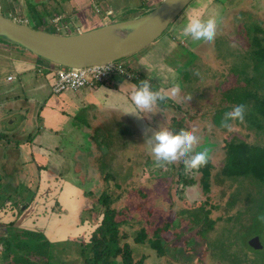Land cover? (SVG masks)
<instances>
[{
    "label": "rangeland",
    "instance_id": "obj_1",
    "mask_svg": "<svg viewBox=\"0 0 264 264\" xmlns=\"http://www.w3.org/2000/svg\"><path fill=\"white\" fill-rule=\"evenodd\" d=\"M57 1L35 0V3L31 4L28 0H0V10L10 18L24 23L26 21V24L28 23L33 28L56 31L57 26L54 22H61L62 18H67V16L80 17L77 9L74 10L71 7L72 5L78 6L79 0L78 2L74 0ZM83 1L93 8V13L91 12L90 15L96 14L94 5L103 6L104 9L108 5L113 6L116 18H119L117 13L140 9L142 2V0ZM200 1L202 0H194L188 8L190 6L196 8ZM204 1L209 2L210 0ZM35 4L39 6L34 7ZM28 5H33L32 9ZM213 8L215 14L203 13L199 18L201 21L210 18L217 20L215 36L221 34L217 42H214V39L209 44L193 45L189 41L186 43L185 40L178 38L175 41L173 36L177 37L178 32L175 29L178 24L177 20L184 19L185 11L176 20L177 24L173 29L162 36L160 43L153 45L148 52L142 53L144 55L140 57L137 64L128 66L132 70L143 71L144 77L149 78V75L154 73V82L148 80L154 90L160 89L163 92L168 84L165 82L167 79H171L172 82L175 79L177 83L181 82L183 90L178 89L180 92L176 90V96L180 97L178 104H174L172 108L186 115L183 116L184 118L182 115H175L177 121H185L182 126L184 127L183 132L184 130L191 132L186 128V121L191 119L190 125L193 126L191 133L197 137L193 152L206 149L207 163L208 159H212L211 191L208 194L205 193L200 183L193 186L188 184L187 178L200 180L201 173L197 170L198 168L185 171L181 167L184 166L183 163L178 162L175 165L156 169L153 167L151 156L147 157L146 153H135V147L132 150L130 147L128 151L120 148L122 152L118 151L116 163L111 160L104 161L103 164L107 167L95 175L92 183L88 181L81 186L92 193L86 194L90 204L86 203L80 210L72 208L70 220L75 219L77 226H69L71 229L68 230L69 233L77 230L78 227L81 229V222L84 220L80 215L88 212L86 210L89 209L86 208L88 206L98 210L99 214L97 212L94 214L98 215L96 217L98 220L101 218V212L104 209L101 198L103 194H106L111 199L110 206L119 213V220H126L122 226V236L124 242L131 248L136 262L143 258L142 264L253 263L254 260H250L252 251L251 253L247 251L250 255L247 256L242 252L239 241H241V233L249 230L245 236L248 244L251 238L257 236L260 237L262 244L264 243V223L253 224V218L260 213L262 207L264 208L262 193L255 187V181L251 178H229L223 175L221 170L226 157L224 150L227 141L247 140L257 145H264V128L257 130L255 127H249L243 118V120H232L227 131L219 130L215 125V114L220 112L223 116L222 109L229 105L225 100V91L235 86L247 85L246 79L254 78V82L259 85L260 94L264 95V69L254 67V61L251 59L253 45L250 40L251 36H258L262 44V39H264V0H216ZM104 15L105 12H99L98 18L103 19ZM257 28L258 30L255 31ZM19 53L29 54L25 50L0 41V88L9 86L6 80L11 69L14 68V71H18L19 68L23 69L22 64L19 65L16 60ZM196 58L199 60L187 65ZM38 60L48 62L41 58ZM23 65L29 67L32 74L21 79L24 86L23 91H20L27 98L37 93L36 77L39 74L38 71H42V67L27 63ZM173 67L175 75L169 76V70ZM193 73L198 75L194 76ZM159 77L163 79L161 82L157 80ZM16 81L18 79L14 80L13 86L16 85ZM164 94L166 97L171 95ZM185 94H188L190 99H185ZM40 95L37 94L35 97ZM6 98L4 94L0 95V102H5ZM182 99L188 100L189 103H181ZM35 109L33 114L36 115L39 113L40 106L36 105ZM18 116L19 114L12 112V108L8 105L3 109L0 107V118H6L5 131L2 132L11 131L8 133L15 134L16 140L23 139L25 136L23 132L17 131L24 120V116L21 118ZM170 125H173V121L169 119L167 127ZM8 136L6 138H10ZM8 141L10 144L6 145L9 148L11 140ZM62 143L69 145V142L63 141ZM75 147V143L69 145L71 152H74ZM65 175L68 179L77 181L73 173L68 171ZM11 176L12 179L7 177L9 184L0 185V193L10 197L25 196L24 187H19L18 183L13 184L14 176ZM28 194L32 193L29 191ZM207 210H210V214L205 221ZM92 215L89 213L91 221L95 219ZM98 220L93 223L94 226H90V231L98 224ZM206 226L210 227L202 234ZM142 229L144 230L141 231ZM156 229H159V232L154 234ZM37 235L39 237L36 242L38 240L39 242L36 247L31 245L32 250L30 243H27L24 249L28 252L19 249L23 252H20L23 257L14 256L12 262L15 264H83V259L79 257L81 245L74 241L72 236L69 240L64 237L57 243L45 241L46 244H43L45 236L42 233ZM89 235L90 232L81 237L88 240ZM21 239H23L22 242L28 240L22 237ZM32 241L34 242L35 239ZM67 255L69 258L61 259ZM243 256L248 258H246L248 262H243ZM3 257L6 261L9 260L10 255L7 250L3 253ZM116 261V264H124L121 258Z\"/></svg>",
    "mask_w": 264,
    "mask_h": 264
},
{
    "label": "crops",
    "instance_id": "obj_2",
    "mask_svg": "<svg viewBox=\"0 0 264 264\" xmlns=\"http://www.w3.org/2000/svg\"><path fill=\"white\" fill-rule=\"evenodd\" d=\"M79 1L78 6L72 5L71 7L74 10L77 9L80 17L62 18L61 22H54L57 26L56 31L50 32L74 34L102 24L130 19L150 12L162 0H142L140 9L117 13L119 18H116L113 6L108 5L104 9L103 6L94 5L96 14L90 15L93 13V8L86 1ZM215 1L202 0L199 2V8L190 6L185 10V14H198L199 16H202L203 13L215 14L213 8ZM99 12H105L103 19L98 18ZM177 21L172 25L170 31L176 24L175 29L177 32L179 31L183 19ZM61 26L64 27L61 28ZM61 29L63 30L60 31ZM220 36L221 34L215 36L214 42H217L216 40ZM161 39L162 37L154 45L160 43ZM173 39L178 40L175 36ZM185 42L187 43V40ZM185 42L184 44H186ZM142 55L144 54L134 59L130 65L137 64ZM199 58L188 62L187 65L198 61ZM38 59L40 58H34L30 54L19 53L16 60L19 65L22 64L23 69L19 68L18 71H14V68L11 69L6 80L9 86H4L5 89L0 88V95L7 96L5 102H0V107L3 109L8 105L12 108V112L19 114L20 118L24 116L23 124L17 131L23 132V136L25 134L23 139L16 140L15 134L8 133L11 131L2 132L5 131L4 121L6 118H0V185L9 184L7 177L11 178L13 175V184L18 183L19 187H24L25 193V196L20 194V197L18 195L10 197L0 193V264H15L12 262L13 257H23L20 253L23 250L28 252L24 247L29 240L35 239L32 242L35 245L38 244L39 240L37 242L36 240L39 233L45 236L43 244H46L45 241L57 243L64 237L69 240L70 236L80 245L82 242H88L94 230H89L90 226L95 223L94 220L89 219V213L94 215L92 218L96 216L94 214L96 209L93 207H86L90 209H86L89 213L80 215L84 220L81 222V229L78 227L72 233L68 231L71 230L69 226H77L75 219L70 220L72 208L80 210L86 203L90 204L86 194L92 193L81 186L88 181L92 183L95 175L107 167L103 164L104 161L111 160L116 163L118 151H128L130 147L131 150L135 147V153H146L150 158L149 146L144 141L145 132L150 127L155 129L159 126L170 132L169 134H173L172 126L167 127L168 120L170 119L172 122L176 118L175 115L186 116L184 112L172 108L174 104H178L180 96H176L175 101L166 99L163 102H158L153 106L152 114L143 113L148 116L146 118L138 119L132 114H124L131 109L129 93L133 85L141 79H150L154 82V73L149 75V78L144 77V72L140 69L132 70L127 66L132 73L131 78H126L123 75H111L102 82H98L94 87H83L77 91L56 94L53 91V86L57 67ZM25 63L42 67V71L39 70L36 77L37 93L31 94L27 98L21 94L24 86L21 79L32 74L30 68L23 65ZM172 74L175 75L174 67L169 70V76ZM164 77L167 78L166 75ZM16 79L18 81L13 86ZM157 80L161 82L163 79L159 77ZM165 82L168 84L165 83L167 86H165L163 94L176 93L178 89L183 90L181 82L177 83L176 79L173 81L175 83L171 79H167ZM171 83L173 85H170ZM158 90L160 91V89ZM179 90L177 92H180ZM37 94L41 95L35 97ZM180 101L185 103L183 99ZM36 105H39L40 109L39 113L35 115L33 112L36 110ZM14 119L16 120V118ZM188 122H191L190 118ZM26 131H30V133H26ZM148 134L150 135V132ZM6 136L10 138H6ZM8 140H11L9 148L6 145L10 144ZM63 141L69 142V145L75 143L74 152H71L69 145H64ZM14 153L16 154L14 155ZM68 171L73 173L77 181L68 179L65 175ZM29 191L32 193L31 195L28 194ZM89 232L88 240L81 237ZM21 237L28 240L22 242ZM6 250L7 252L9 250L8 254L10 255L8 261L3 259V253ZM66 258H69V255L65 258L61 257V259Z\"/></svg>",
    "mask_w": 264,
    "mask_h": 264
},
{
    "label": "trees",
    "instance_id": "obj_3",
    "mask_svg": "<svg viewBox=\"0 0 264 264\" xmlns=\"http://www.w3.org/2000/svg\"><path fill=\"white\" fill-rule=\"evenodd\" d=\"M257 30L258 28L255 31ZM259 39L261 38L258 36L250 37L253 45L251 59L254 61L255 69H264L262 68L264 67V46H262L264 39H262V44ZM246 81L247 85L243 87L235 86L228 91H225V100H227L229 105L227 108H224L222 112L230 111L235 106L234 104H243L245 106V122L249 127H255L257 130H262L264 128V95L260 94L259 85L254 82V78L246 79ZM184 97L185 99H190L188 94H185ZM185 102L189 103L188 100H185ZM221 118L222 113L217 112V114H215V125H217V129L227 131L230 126L221 127ZM186 123V128L192 132L193 129L190 123L188 121H186ZM184 124V120L177 121V118H174L171 129L173 135L181 132L184 129V127H182ZM185 131L187 130H184V132ZM224 151L226 153V157L221 173L229 178H251L254 180L255 187L260 189L262 193V201L264 204V145H257L255 143L248 142L247 140L237 141L236 139H232L226 142ZM211 163L212 159H208L206 167L202 166L197 169L199 173H201L200 180L187 178V182L191 186L200 183V185H202V189L207 194L212 188L211 170L213 166ZM181 167L184 168V166ZM181 175L182 177H185L184 174ZM110 203L111 199L106 194H103L101 198V204L104 207L101 212L102 216L99 220L96 218L98 215L95 216L94 221L98 220V224L92 231L89 241L81 243L79 255L83 259V264H116V260L120 258L124 264H142L143 258L136 262L132 255L131 248L124 242L122 236V226L126 223V220H119V213H117V211L110 206ZM94 212L99 214L98 210H94ZM261 213L264 214L263 207L258 214ZM209 214L210 210L205 211V221H207L206 218ZM257 215L253 218V224H263L256 219ZM209 227L206 226L203 228L204 230L202 229V234H204V231ZM143 230L144 229L141 231ZM158 232L159 229H156L154 234H157ZM246 232H249V230L245 231L243 234L241 233V241L238 240L242 252L247 254V256H250L248 252L251 253L252 251V258L250 259L254 260L252 264H264V243L263 247L259 249V251L252 248L250 244H248L247 238L245 237L247 234ZM27 243H31L29 245L32 250L33 246L31 245L36 247L32 240H29ZM161 251H163V249ZM246 258L247 257L243 256V262H248V258Z\"/></svg>",
    "mask_w": 264,
    "mask_h": 264
},
{
    "label": "water",
    "instance_id": "obj_4",
    "mask_svg": "<svg viewBox=\"0 0 264 264\" xmlns=\"http://www.w3.org/2000/svg\"><path fill=\"white\" fill-rule=\"evenodd\" d=\"M194 0H162L150 12L102 24L74 34L35 29L0 12V41L28 52L55 67L84 69L123 62L126 66L169 32ZM249 244L261 249L260 237Z\"/></svg>",
    "mask_w": 264,
    "mask_h": 264
},
{
    "label": "clouds",
    "instance_id": "obj_5",
    "mask_svg": "<svg viewBox=\"0 0 264 264\" xmlns=\"http://www.w3.org/2000/svg\"><path fill=\"white\" fill-rule=\"evenodd\" d=\"M217 20L207 19L201 21L198 14H185L181 23L177 38L187 40L193 45L209 44L216 35ZM197 76V73H193ZM131 109L124 114H132L136 118H146L143 113L152 114V108L158 102L166 99L175 101L176 93L165 96L161 91L154 90L146 79L135 83L129 93ZM245 106L236 104L230 111L223 113L220 120L221 127H229L232 120H243ZM150 132V135L148 134ZM144 141L149 146L153 167L162 169L165 166L182 162L185 171L195 170L207 163V150L193 152V145L197 143V137L191 132H179L169 134L159 126L151 127L144 134ZM256 219L264 223V214H258Z\"/></svg>",
    "mask_w": 264,
    "mask_h": 264
},
{
    "label": "built area",
    "instance_id": "obj_6",
    "mask_svg": "<svg viewBox=\"0 0 264 264\" xmlns=\"http://www.w3.org/2000/svg\"><path fill=\"white\" fill-rule=\"evenodd\" d=\"M111 75H123L126 78L132 77V73L127 66L119 61L84 69L57 67L53 91L59 94L66 91H77L83 87H94L98 82H102Z\"/></svg>",
    "mask_w": 264,
    "mask_h": 264
},
{
    "label": "flooded vegetation",
    "instance_id": "obj_7",
    "mask_svg": "<svg viewBox=\"0 0 264 264\" xmlns=\"http://www.w3.org/2000/svg\"><path fill=\"white\" fill-rule=\"evenodd\" d=\"M28 1H29V3L31 2V4H32V3H35V0H28ZM56 1H57V0H56ZM74 1H75V2H78V0H74ZM57 3H58V1H57ZM28 6H29L31 9H32V7H33V5H28ZM35 6H39V5H36V4H35L34 7H35ZM0 12H1V10H0ZM2 13H3V12H2ZM3 14H4V13H3ZM25 23H26V21H25Z\"/></svg>",
    "mask_w": 264,
    "mask_h": 264
}]
</instances>
